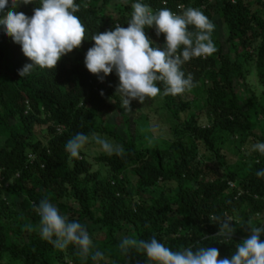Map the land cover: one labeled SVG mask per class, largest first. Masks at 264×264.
<instances>
[{"label": "trees", "instance_id": "trees-1", "mask_svg": "<svg viewBox=\"0 0 264 264\" xmlns=\"http://www.w3.org/2000/svg\"><path fill=\"white\" fill-rule=\"evenodd\" d=\"M76 2L86 40L56 69L37 67L22 78L16 62L26 57L0 29V264H94L78 246L60 250L42 238L34 206L43 199L86 227L92 252L105 256L99 264H149L142 250L120 249L124 237H155L173 251L216 247L220 258H230L249 227L264 222V178L256 175L264 169V154L250 151L251 144L264 142V95L257 96L248 82L255 72L264 85V0H143L154 11L199 8L222 37L211 36L213 55L183 65L193 87L162 97L177 123L173 142L148 148L128 131L115 72L101 80L84 63L91 37L116 24L127 27L136 0ZM38 6L33 0L18 11L31 17ZM146 34L165 46L154 27ZM254 114L263 130L255 128ZM77 133L108 137L124 154L100 156L102 169L96 171L85 158L91 143L79 159L66 151ZM232 142L241 149L233 165L225 156ZM201 148L215 158L212 165ZM214 217L231 219L233 240L218 237Z\"/></svg>", "mask_w": 264, "mask_h": 264}, {"label": "clouds", "instance_id": "clouds-1", "mask_svg": "<svg viewBox=\"0 0 264 264\" xmlns=\"http://www.w3.org/2000/svg\"><path fill=\"white\" fill-rule=\"evenodd\" d=\"M31 3L33 0H0V29L20 45L24 56L31 61L19 70L22 78L37 67L56 69L66 55L79 49L86 40L85 27L76 15L80 9L76 0H38L39 6L31 17L18 11L21 5ZM132 8L127 27L116 24L114 29L91 37L94 45L88 49L84 60L87 70L101 80L115 72L119 78L116 93L130 111L134 100L145 104L157 96H176L191 89L193 78L191 74L186 76L183 65L217 51L211 38L215 25L199 8L187 7L180 14L168 8L154 11L143 0H136ZM153 27L157 36L165 38L163 48L156 46L146 34V30ZM248 82L257 96L264 95V85L259 83L255 72ZM90 143L109 155L124 154L122 145L99 134L77 133L67 141L65 149L71 158L79 159ZM250 151L264 154V142L251 144ZM256 175L264 178V169L258 170ZM34 207L40 216L42 238L54 247L63 250L74 244L81 255L87 257L91 253L94 264L105 260L101 251L92 252L93 240L80 222L70 221L47 199ZM214 219L219 225L218 237L233 240L236 228L231 219ZM248 223L250 225L251 221ZM249 228L247 239L237 244L230 258H220L219 249L209 246L173 251L155 237L140 241L124 237L119 247L122 251L132 247L142 250L149 264H264V222Z\"/></svg>", "mask_w": 264, "mask_h": 264}, {"label": "rangeland", "instance_id": "rangeland-1", "mask_svg": "<svg viewBox=\"0 0 264 264\" xmlns=\"http://www.w3.org/2000/svg\"><path fill=\"white\" fill-rule=\"evenodd\" d=\"M112 11V10H111ZM219 30H215L212 32V37H218L222 39L221 33L219 34ZM214 42V41H213ZM31 63V61L26 57L23 59H18L16 62V68L19 69L23 67L25 64ZM247 67L252 69L251 64H248ZM189 93V92H188ZM186 93L187 97H190V94ZM243 97L246 95L242 94ZM131 111L127 108V114L130 120V127L128 128L129 132H132L137 139V142L140 147L148 148V147H156V146H169L173 142L174 131L176 128V121L174 120L172 114L167 112L165 108L164 99L161 96H157L152 98L151 100H147L145 104H140L138 101H132ZM255 113V111H252ZM187 114L182 118L181 122H184ZM106 119L108 117L106 116ZM254 124L256 129H262L263 122L260 121V117L254 114L253 116ZM203 125H207V121L204 119L202 121ZM261 127V128H260ZM124 130L122 134L126 133ZM105 137V136H102ZM108 138V137H105ZM110 139V138H108ZM113 141L112 139H110ZM114 142V141H113ZM115 143V142H114ZM201 154L205 161L212 165V161L215 159L207 150L201 148ZM241 149L235 145L234 142L230 143L225 148V156L227 161L233 165L240 161L241 159ZM85 158L92 164H94V170L98 171L102 169V166L97 163V159L105 155L107 153L103 152L98 145L95 143H91L85 149ZM175 186V185H173Z\"/></svg>", "mask_w": 264, "mask_h": 264}]
</instances>
